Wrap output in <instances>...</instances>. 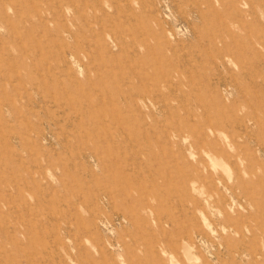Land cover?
<instances>
[{
    "label": "rangeland",
    "instance_id": "obj_1",
    "mask_svg": "<svg viewBox=\"0 0 264 264\" xmlns=\"http://www.w3.org/2000/svg\"><path fill=\"white\" fill-rule=\"evenodd\" d=\"M0 264H264V0H0Z\"/></svg>",
    "mask_w": 264,
    "mask_h": 264
}]
</instances>
